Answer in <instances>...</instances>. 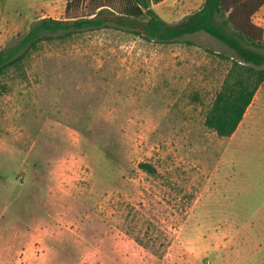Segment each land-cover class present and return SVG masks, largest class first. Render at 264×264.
Wrapping results in <instances>:
<instances>
[{"label": "rangeland", "instance_id": "obj_1", "mask_svg": "<svg viewBox=\"0 0 264 264\" xmlns=\"http://www.w3.org/2000/svg\"><path fill=\"white\" fill-rule=\"evenodd\" d=\"M202 1L153 8L176 23ZM65 3L0 0V48ZM102 16L0 77V264H264V85L219 137L203 120L232 51Z\"/></svg>", "mask_w": 264, "mask_h": 264}, {"label": "trees", "instance_id": "obj_2", "mask_svg": "<svg viewBox=\"0 0 264 264\" xmlns=\"http://www.w3.org/2000/svg\"><path fill=\"white\" fill-rule=\"evenodd\" d=\"M159 1L66 0L63 18H39L0 48V77L21 70L26 59L44 41L102 28L114 21L102 16L107 7L115 11L121 26L148 40L172 43L185 35L205 32L225 44L232 55L228 57L231 65L205 113L203 124L219 137H230L257 89L264 85V30L253 21L264 0H203L198 9L176 23L164 20L154 10L152 3ZM139 166L147 172L154 170L148 163Z\"/></svg>", "mask_w": 264, "mask_h": 264}, {"label": "crops", "instance_id": "obj_3", "mask_svg": "<svg viewBox=\"0 0 264 264\" xmlns=\"http://www.w3.org/2000/svg\"><path fill=\"white\" fill-rule=\"evenodd\" d=\"M165 1H166V0H161V1H159V2H156V4L152 3V7L158 8V6H160L159 4H160V3L162 4V3L165 2ZM263 7H264V6H263ZM263 7H262V8H263ZM262 8H261V9H260L255 15H257V14L262 10ZM255 15H254V16H255ZM254 16H253V17H254ZM256 24H257V23H256ZM257 25H258V24H257ZM253 98H254V97H253ZM252 101H253V99H252ZM252 101H251V103H252ZM251 103H250V104H251ZM250 104H249V105H250ZM247 108H248V107H247ZM244 115H245V113H244ZM243 117H244V116H243ZM241 121H242V120H241ZM239 124H240V123H239Z\"/></svg>", "mask_w": 264, "mask_h": 264}]
</instances>
